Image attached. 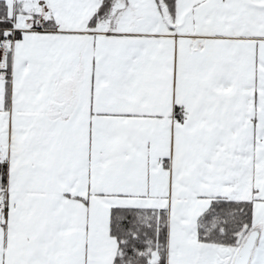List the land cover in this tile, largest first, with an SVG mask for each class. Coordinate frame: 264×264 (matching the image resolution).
Here are the masks:
<instances>
[{"label":"snow or ice","instance_id":"1","mask_svg":"<svg viewBox=\"0 0 264 264\" xmlns=\"http://www.w3.org/2000/svg\"><path fill=\"white\" fill-rule=\"evenodd\" d=\"M0 264H264V0H0Z\"/></svg>","mask_w":264,"mask_h":264}]
</instances>
